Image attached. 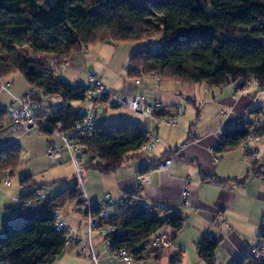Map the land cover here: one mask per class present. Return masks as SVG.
Here are the masks:
<instances>
[{"label":"trees","instance_id":"1","mask_svg":"<svg viewBox=\"0 0 264 264\" xmlns=\"http://www.w3.org/2000/svg\"><path fill=\"white\" fill-rule=\"evenodd\" d=\"M153 39L158 40L156 49L132 55L131 80L156 75L211 89L255 80L264 89V0H0V85L19 75L29 88L63 98L65 106L44 119L47 127L39 130L51 135L50 130L63 123L62 131H67L76 122L74 104L86 101L87 88L57 78L49 58L63 62L100 44ZM24 48L34 57L23 55ZM33 100L41 102L39 97ZM251 114L264 119L262 109ZM7 118V109H0V126ZM235 125L224 131L219 152L237 149L251 135L264 138V127L255 130L253 122L238 120ZM149 136V131L130 122L97 127L86 143V172L112 176L129 155L147 145ZM22 153L16 143L0 146V179L7 171L19 170ZM20 185L24 191L20 212L6 218L0 228V264H53L68 240V235L56 231L54 211L78 203L82 214L84 194L76 182L33 213L26 210V203L45 188L30 177ZM117 218L126 234L115 248L128 245L137 258L143 254L140 244L164 229L178 233L186 225L185 218L168 211L149 215L128 209L119 211ZM258 237L264 242L262 227ZM221 244V238L207 235L197 248L201 261L216 264ZM251 250L236 264H264Z\"/></svg>","mask_w":264,"mask_h":264},{"label":"crops","instance_id":"2","mask_svg":"<svg viewBox=\"0 0 264 264\" xmlns=\"http://www.w3.org/2000/svg\"><path fill=\"white\" fill-rule=\"evenodd\" d=\"M121 75L118 74L110 82L104 81L103 78L104 86L110 93L117 97L128 98L142 95L147 98L150 105L160 103L167 112L180 106L183 113L178 126L172 127L164 123L156 125L154 121L145 120L128 109L121 111L119 122L114 124L121 122L137 124L157 136L160 142L151 150L142 148L139 152L129 155L125 159V164L112 176L93 171L92 174L96 175L89 176L87 187H83L87 199L99 204L106 195H110L114 201H120L127 194L136 191L137 178L140 173H145L150 176L151 182L140 191V196L148 202L164 203L173 207L171 214L175 213L185 218L186 225L184 230L178 233L171 229L162 230V233L175 244L174 248L163 251L151 249L144 252L138 257V264H205L201 261L197 248L207 235L222 239V244L215 254V261L221 253L225 261L236 264V261L252 249L261 231V221L264 217V138L258 144L251 145L256 149L258 159L250 153V149L245 152L242 145L226 153L219 152L218 147L227 128L235 127L238 120L253 122L255 116L251 112L264 110V95L253 89L242 98L233 100L230 86L211 89L206 85L165 81L156 75L138 80L140 82L138 85L136 80L129 78V73L127 78L130 82L121 81L123 85L120 86L121 84L116 80ZM9 83L13 82L9 81ZM28 89L19 91L18 96L14 93L13 95L25 99ZM9 101L4 110L14 103L11 95ZM74 106L77 109L78 105L74 104ZM47 114L46 110L45 115ZM225 114L228 116L226 117ZM5 124V128L0 130V146L16 143L21 146L23 152L30 153L34 146L26 139L32 137V131L23 134L17 128L8 129V118ZM260 124V127H264V119L260 118ZM101 126L97 123V127ZM43 134L40 136L42 161L38 162V165L33 162L34 165H30L25 170L22 178L30 177L37 185L46 188L36 178L45 174L50 164L46 143L51 138L47 137L49 134ZM28 142L30 145L27 144ZM67 156L68 162L70 155ZM173 156L174 162L167 171L156 170L160 163ZM63 159L65 156L60 161ZM30 162L31 160L28 164ZM69 171L66 175L68 178ZM7 172L12 173L11 179H13L15 173ZM188 178L191 183L190 207H185L181 206L180 202ZM12 186L13 180L11 187L3 185V188L10 189ZM8 193L7 190L0 188L2 194L0 201L5 197L8 201L6 204L9 205L11 198ZM22 193L24 194L23 190ZM13 202H17V199ZM4 206L0 208V228L8 210ZM75 210L77 211L69 217L63 210L65 222L72 227L73 233L79 235L83 243L67 246L58 262L59 264H94L88 256L82 255L87 246L89 233L80 206ZM94 244L95 251L100 256L98 264H123L107 254L100 236L95 235Z\"/></svg>","mask_w":264,"mask_h":264},{"label":"built area","instance_id":"3","mask_svg":"<svg viewBox=\"0 0 264 264\" xmlns=\"http://www.w3.org/2000/svg\"><path fill=\"white\" fill-rule=\"evenodd\" d=\"M58 61L51 63V69L54 71V75L57 78H61L59 75L65 73L70 67V61H64V65L60 66ZM89 84L86 86V101L77 103V114L75 124L67 131H62L63 123H59L55 129H51L50 133L53 139L47 141V155L50 162L57 164L63 155L62 151L65 150L70 155L71 163L75 166L76 177L78 179L79 187H84L83 174L86 172V163L88 159L86 157V143L93 136L95 129L97 128L99 112H111L124 109L131 110L138 114L141 118L154 121L156 125L161 123L167 126L177 127L179 124V117H181L183 110L182 107H177L172 111H168L160 103L150 105L147 102V98L142 95L128 97H117L113 93H110L108 89L98 81L96 75L89 73ZM136 84H140L136 81ZM74 87L77 88L76 85ZM233 91V100H237L246 95L249 91L255 89L258 90L259 94L264 95V89L259 86V83L255 80H240L230 85ZM214 89V88H213ZM0 91L6 94H10L13 97L14 103L8 108V129L17 128L23 134L47 127L44 119L48 118L55 113H58L64 106L65 101L61 97H48L42 94L37 89H30L26 94L25 99H19L15 97L12 92V83H4L0 85ZM33 97H39L41 102L33 100ZM46 110L48 114L45 115ZM264 113V110H263ZM264 115V114H263ZM227 117L228 115L225 114ZM260 116H255L253 124L254 129L257 130L261 126ZM49 128V127H48ZM5 132V131H3ZM261 141L260 137L251 135L242 144L244 151L247 152L250 149V153L257 158V151L252 144H258ZM160 139L157 136L150 134L149 142L143 147V150H151L154 148ZM174 156L164 160L160 163L156 170L167 171L173 164ZM12 173L6 172L4 176L3 185L11 187ZM151 182L150 176L145 173H140L137 178V189L131 194H127L120 201H114L110 195H106L105 199L99 203L94 204L86 195H84V204L82 206V214L85 221L87 222L88 230V242L82 255L88 256L94 264H98L100 256L95 251L94 237L95 235L100 236L102 239L105 251L111 257L120 260L123 264H138V259L134 253L131 252L128 245L120 248H115L117 240L124 237L126 232L118 224L120 220L117 218L119 211H127L128 209L134 211H144L147 214L155 215L157 212L168 211L172 212L173 207H170L164 203L155 204L148 202L140 196V191L145 187L149 186ZM186 186L181 196V206H189V190H190V178L186 180ZM84 194V193H83ZM47 199L43 193H38L36 198L26 203V210L35 213L38 209L42 208L46 203ZM54 219L56 223V231L62 232L68 235L67 246H77L83 242L80 240L79 235L73 233L72 227L65 222L64 212L61 210L54 211ZM264 229V217L262 220V231ZM175 244L168 239L164 233L155 235L148 242L140 244L138 247L142 253L147 252L151 249L163 251L164 249L174 248ZM252 256L260 261L264 260V242L258 241L252 247ZM53 264H59L58 261Z\"/></svg>","mask_w":264,"mask_h":264},{"label":"rangeland","instance_id":"4","mask_svg":"<svg viewBox=\"0 0 264 264\" xmlns=\"http://www.w3.org/2000/svg\"><path fill=\"white\" fill-rule=\"evenodd\" d=\"M158 45V40L153 39V40H145L142 41L141 43H123L120 44L119 46L111 45V44H100L97 45L96 47H91L88 49L87 53L85 55H75L73 59H66V61L71 62V67L65 71V73H61L59 76L61 77L62 81L69 82L70 84H73V82H77L78 84L82 86H88L89 84V78L88 74L92 73L96 75L98 81H100L104 85V81L110 82L111 80L115 79V77L118 74H122L120 78H118L116 81L119 82L118 84H121L120 86L123 85L121 81L124 82H130L127 78V71L130 70V58L134 54V52L137 51H143V50H154L156 49ZM23 55H26L28 57L33 58L34 55H32L31 50L28 48H24L22 51ZM44 58V56H41ZM38 57V58H41ZM46 57V56H45ZM50 59V64L53 63V61H58L60 66L64 65V61L61 62L55 58H49ZM104 78V81H103ZM9 81H12V92L17 95L19 91H25L28 89V84L25 81L24 78H22L19 75H12L9 77L8 81H4V83H8ZM130 84V83H129ZM31 89V88H30ZM28 89V90H30ZM18 96V95H17ZM9 98L10 94H6L0 91V109H4L8 104H9ZM23 98V97H22ZM48 112V111H47ZM121 111L116 110V111H111V112H99V117H98V126L101 125H111L114 122H119L120 116H121ZM180 120V117H179ZM148 123V122H147ZM148 125V124H147ZM6 124L0 126V130L5 128ZM1 134V133H0ZM32 137L27 138V141L32 142L34 148L31 150L30 153H26L25 151L21 155L22 160L21 164L19 166V170L15 172V176L13 177V186L10 189H4L3 188V183L5 180L3 178L0 180V188L3 189L4 191H8V196L11 198L9 200V205L6 204L8 201H6L5 197L3 198V201H0V208L1 206L5 205V209H8L6 212V218H13L16 215L19 214L20 212V207H19V201L21 197L23 196L21 187H20V182L23 180L22 175L25 173V170H27L30 165L33 166L36 162L38 165L40 161H42V157L40 156V152L42 150L41 147V139L40 136H43V133H40L39 129H35L32 131ZM1 136V135H0ZM47 137L50 139H53L51 135H47ZM25 141V140H23ZM27 144L30 145L28 142ZM40 144V145H38ZM62 155L65 156V159L62 161L57 162V164H54L50 162L48 164V168L45 174L42 176H37V181L39 183L43 184L46 188L45 191L42 192L47 201L50 199V196H55L59 194L60 192L64 190H68L75 186L76 182H78L77 175H76V169L75 166L71 163V160L67 159V152L65 150L62 151ZM31 160L30 164H28V161ZM34 162V164H32ZM70 166V167H69ZM72 167V170L69 171V169ZM69 171V178L66 177L68 175ZM92 171H87L83 174V181H84V187H87V180L88 177L96 174ZM62 177V178H61ZM94 177V176H93ZM68 179V180H66ZM60 180V181H58ZM82 192L84 195L85 193V188H82V185L80 186ZM3 194V192H2ZM0 194V196L2 195ZM14 199H17V202H13ZM79 205L77 203H70L65 209V214L67 217H69L71 214L76 212L78 209ZM263 220V219H262ZM262 225V221H261ZM262 227V226H261ZM261 232V231H260ZM258 242V241H257ZM257 242L255 244H257ZM254 244V245H255ZM218 259H217V264H230V262L225 261V259L222 258L221 253L218 254ZM203 264V263H202Z\"/></svg>","mask_w":264,"mask_h":264}]
</instances>
